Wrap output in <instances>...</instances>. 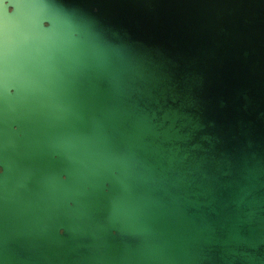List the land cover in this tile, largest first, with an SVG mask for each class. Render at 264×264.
Returning a JSON list of instances; mask_svg holds the SVG:
<instances>
[{
    "label": "water",
    "instance_id": "95a60500",
    "mask_svg": "<svg viewBox=\"0 0 264 264\" xmlns=\"http://www.w3.org/2000/svg\"><path fill=\"white\" fill-rule=\"evenodd\" d=\"M11 5L0 264H264V0Z\"/></svg>",
    "mask_w": 264,
    "mask_h": 264
},
{
    "label": "snow or ice",
    "instance_id": "6c2138e0",
    "mask_svg": "<svg viewBox=\"0 0 264 264\" xmlns=\"http://www.w3.org/2000/svg\"><path fill=\"white\" fill-rule=\"evenodd\" d=\"M96 55L98 57H103L105 55L104 49L101 46H97Z\"/></svg>",
    "mask_w": 264,
    "mask_h": 264
},
{
    "label": "flooded vegetation",
    "instance_id": "af4514ba",
    "mask_svg": "<svg viewBox=\"0 0 264 264\" xmlns=\"http://www.w3.org/2000/svg\"><path fill=\"white\" fill-rule=\"evenodd\" d=\"M3 1V4L7 7L8 10H11L12 9V5H11V1L12 0H2ZM54 2L55 1H58V0H53ZM46 24V22H45Z\"/></svg>",
    "mask_w": 264,
    "mask_h": 264
},
{
    "label": "clouds",
    "instance_id": "9594fccd",
    "mask_svg": "<svg viewBox=\"0 0 264 264\" xmlns=\"http://www.w3.org/2000/svg\"><path fill=\"white\" fill-rule=\"evenodd\" d=\"M53 155H55V154H53Z\"/></svg>",
    "mask_w": 264,
    "mask_h": 264
}]
</instances>
